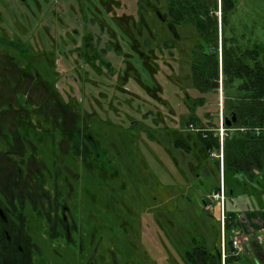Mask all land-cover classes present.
<instances>
[{"label":"rangeland","instance_id":"obj_1","mask_svg":"<svg viewBox=\"0 0 264 264\" xmlns=\"http://www.w3.org/2000/svg\"><path fill=\"white\" fill-rule=\"evenodd\" d=\"M150 1L157 6L143 9L140 15V19L144 21L142 25L148 30L145 32L135 26L136 0H0V20L13 25L10 28L15 37V46H7V43L0 41V102L3 103L2 98L13 96L12 83L28 91L33 116L52 115L56 112L55 105L59 99L81 98L80 107L72 105L73 111L63 107L65 115L75 113L81 118V125L84 127H95L109 134L113 145L105 146L103 159L105 162L119 165L121 157L123 163L131 167L135 181L129 182L127 178L126 181L132 186H137L135 193L138 199L136 202L128 199V202L130 207L138 208L137 214L142 221L140 228L130 226V233L124 237L119 236V233L113 234L114 246L118 248L121 256L120 264H187L185 251L199 246H203L210 253L219 249L222 252L221 208L226 216L235 219L236 223L243 221L242 218L247 219V223L254 229L253 232L247 233L248 242L245 247L249 251L248 258L216 257L217 263L264 264L258 261V249L252 243H264V229L256 227L257 220L264 222V170H254L255 173L252 174L244 169L224 171L219 167L218 177L215 178L209 172L202 171V168H199L198 172L196 169L187 171L185 167L183 174L176 162L187 163L190 160L193 166L198 162L196 152L192 149L187 153L167 145L165 140L160 142L166 135L164 132L167 128H180L176 121L186 117L187 105L197 96L202 97L201 104L196 107L198 116L204 121L202 123L212 122L207 125L214 126L220 119V113L223 115L226 112V105L232 95L227 89L233 91L238 81L235 80L229 86L225 83L226 77L219 71L218 89L214 87L208 92H203L193 87L188 67L191 59L189 50L195 41L202 43L206 52L209 45L185 24L171 31L160 19L164 14L160 0ZM123 13L131 15L134 20L128 18L129 20L124 22L117 18ZM215 16L219 19L218 10ZM120 24L132 38L141 40L142 36H147L151 47L161 46L165 52L158 53L161 70L155 76V81L160 87L154 95L156 98L147 94L141 82L143 80L151 85V76L145 73V70L141 71L142 75L134 70L135 63L140 69L143 66L137 55L132 53L127 41L129 34L124 32ZM8 29L5 27L3 30ZM3 30L0 28V31L4 32ZM85 35L91 37L94 57L84 53V42L87 41ZM222 35L231 38V42L227 39L226 45L235 50L255 46L264 53V0H234V10L229 14L227 25L219 40H222ZM0 37L7 40V34L0 32ZM164 38L173 39L174 43L168 41L169 46H163ZM28 48L31 73L24 78L12 64L14 58L18 57L17 52H20L18 61L19 65H22L25 62L22 54ZM4 51L10 56H6ZM153 57L155 58L152 54L148 56L150 63L154 62ZM167 61H170V64L172 62L171 68ZM99 67L107 75L93 71H101ZM43 81L52 86L56 84L58 88H46L42 84ZM18 97H22L20 93ZM91 108L94 112H91ZM3 114L0 112V115ZM86 116L89 118L84 120ZM158 117L161 123L167 121L170 126L163 128L161 123H155ZM231 135L234 134L230 132ZM131 137L135 138V142ZM166 146H169V152ZM208 157L201 156L200 166L208 164L215 170V158ZM1 158L3 163L7 164L5 159ZM51 169L49 168L50 173ZM194 172L200 174L199 179L194 178ZM106 173H110V170L107 169ZM0 174L5 179L12 175L5 167L0 169ZM81 175L83 182L76 196L80 209L83 207L86 210L87 206H91L84 198L88 189L87 179L93 180L95 177L87 175V178L83 172ZM218 180L224 184V200L222 204L218 201L212 202L211 209L206 210L202 204V196L208 191L212 192L211 189L220 183ZM116 184L118 188H124L120 187L121 180ZM62 185L66 187L65 182ZM47 189H52L51 182H48ZM92 190L98 195L97 188ZM164 190L168 192V197L164 195ZM124 192L125 195L129 193L126 186ZM151 192L155 195L151 196ZM151 205L154 210H151L150 214ZM112 207L113 205L110 209ZM142 208L146 211L143 212ZM82 214L81 220L85 228L89 227V224L92 228L94 223H97L102 229L99 216L94 217L93 214L85 212ZM151 216L158 225L157 229L152 225ZM232 226L227 223L225 229L226 255L227 236ZM102 237L99 236L97 245L101 243ZM47 249L48 252L57 251L60 255L57 259L59 264L74 263L71 250L64 244L54 247L47 241Z\"/></svg>","mask_w":264,"mask_h":264},{"label":"flooded vegetation","instance_id":"obj_2","mask_svg":"<svg viewBox=\"0 0 264 264\" xmlns=\"http://www.w3.org/2000/svg\"><path fill=\"white\" fill-rule=\"evenodd\" d=\"M233 10L234 7L231 12ZM218 11L219 19L215 16L218 21L217 45L213 52L217 53L218 56L219 75V71H221L222 40H219L218 38L223 34L227 22L225 25H222L220 21L219 7ZM216 12L217 11H215V13ZM184 24L187 25L190 30L193 29L188 23H182L179 25L183 26ZM5 27H8L9 29L3 30ZM10 27H13V25H9L5 20H0V28L5 33L2 31L0 32L2 34H7V40L5 37H0V41L4 44L7 43V46L8 44L15 46V37ZM192 31L197 36L196 31L194 29ZM124 32L129 34L126 31ZM223 38L225 37L222 35V39ZM164 39L174 43L173 39ZM194 39L196 40V38ZM226 39H229L230 42L232 41L231 38ZM163 40L162 45L168 47L169 45H167V43L165 44ZM127 41L131 48L132 36L130 34L127 36ZM141 41L142 39L139 40V42ZM196 43L197 41H195L192 48H190L189 53H191ZM24 45L25 43L23 42L22 46L24 47ZM19 47L21 46L19 45ZM154 47H151V54L155 56V58L153 57L154 62L150 63L148 60L149 66H147V64L144 63L143 58L131 48L132 53L137 55L143 66V68L140 69L135 63V65H133L134 70L136 72L138 71L140 75H142L141 71L145 70V73L152 78L151 81L153 83L151 85L145 83L143 80L141 81L150 97H155V93L160 89L159 83L155 81V76L161 70L158 63V53L163 51V48L161 49V46ZM174 48L176 51L175 45ZM26 50L27 51H24L22 54L24 55L23 58L25 62L22 65H19L20 61L18 60L20 59L18 58L20 52L19 54L17 52L16 55H18V57L15 56L16 58H14L12 64L16 71H18L19 75L24 78L31 73V60L30 56L27 55L29 53V48ZM84 53L87 54V51ZM4 54L10 56L5 51ZM90 54L94 57V51L91 47ZM171 59L172 58H169V60ZM167 62H169L168 66L171 68L172 62L171 64L170 61ZM190 63L191 59L188 63L189 74H191ZM99 69L101 68L99 67ZM93 71L106 74L102 69L101 71ZM217 83L218 77L216 79V85L214 86L216 89H218ZM42 84L49 89L58 88L56 84H54L55 86H52L45 81H43ZM231 84H233V82ZM231 84H229V86ZM234 86L235 88L232 87L233 91L227 89L229 90L228 93L232 94L230 96L232 99H236L235 96L239 92L237 90V83ZM18 87L19 86L16 83H12V91L14 92L13 96L2 98L1 101L3 103L0 102V112L5 114L0 115V169L5 167L6 170L12 173L11 176L8 175L7 179L0 174V264H59L57 259L60 255L56 250H49L48 252L47 241H50L54 247H59L60 244L67 246L73 255L74 263L72 264H120L121 256L118 248L114 246L115 239L113 238V234L119 233V236L124 237L130 233V226L137 229L140 228L142 222L137 214L138 208L136 206L133 208L130 207L128 202V199L134 200L135 202L138 199L135 193V188L137 186H132L130 185L131 183L129 184L126 181V178L128 181H135L131 167L128 166L127 163H123L121 157L119 158V165L116 163L111 164L109 161L105 162L103 159L104 151L106 153L105 146L107 145L109 147V145H113L109 134H107L105 130L101 131L95 129V127L92 129L84 127L81 125V118L75 113H73V115H71V113H66L65 115L66 111L63 107L73 111L74 108L72 109V105L74 104L80 107L82 102L81 98L78 100L75 99L76 101L69 98L65 100L59 99L58 103L55 105L56 112L52 113V115L43 114L40 116H33L32 111L30 110L28 91ZM214 87L210 89H213ZM210 89L205 91L208 92ZM197 90L200 91L199 89ZM226 91L225 93H227ZM19 93L22 96L21 98L18 97ZM197 97L201 98L202 101L201 96ZM186 98H188V96H186ZM162 101L164 102L163 99ZM200 104L195 105V114L199 118V124L197 127L193 126L191 123L188 125L185 124V120L190 113L189 107L192 105L191 102H189V105H187L188 113L186 117H183L179 122L176 121L180 128L169 125L170 130H168V128L166 129L164 132L166 135L160 142L165 140L164 142H166L167 145L180 148L188 153L189 151H192V148L186 150L183 147L175 146L174 140L182 139L184 142L191 144L190 140H187L186 135L195 131L210 130L218 139L217 149L211 150L210 153L215 152L221 154V158L218 160L220 169L223 170L224 140L233 136H230V132L231 134H234V132H236L235 130H243V128L227 127L230 124V120L225 118V112L223 115L220 113V119L217 120L214 126L207 125L212 122L202 123L204 121L201 120L196 112V107ZM39 107L41 108V105H39ZM81 108H83V106ZM92 111L94 112L91 108V112ZM42 112L45 113V111ZM88 118L89 117L86 116L84 120H87ZM227 121L229 124L226 123ZM157 122L161 123L159 117L156 119L155 123ZM161 124L163 128L169 127L167 121L166 123ZM220 126H223L226 129L225 132H219ZM263 129L264 123L261 127H255L254 132L259 133V131H262ZM170 133L173 135L171 136ZM100 135L102 137H100ZM149 136H151V134ZM151 138H153V136ZM131 139L135 142V138L131 137ZM165 148H168V152L170 151L169 146H166ZM193 150L196 152L195 155L198 162L194 163V167L191 165L190 160L187 163H185V161L181 163L176 162L178 169L184 174L186 169L187 171L190 169V171L196 169L199 172V168H202V171L205 173L209 172L210 174L211 170L209 171L208 164L206 166H200L201 156H208L204 154L201 148H194ZM1 157L5 159L7 164L3 163ZM49 168H52L51 173L49 172ZM107 169L110 170V173H106ZM254 170L260 169L252 168L250 171H246L254 174ZM82 172L85 173L86 176L95 177V179L89 180L87 176L88 189L86 190V196L84 198L88 200L87 203H91V206H87L88 208L86 210L83 207L80 209L77 203L78 196H76L79 186L82 185L81 183L83 182L81 180ZM198 172H194V178L196 177L199 179L200 174H198ZM123 177L125 180L122 179ZM119 180H121L120 187L124 186L125 188L126 186V189H129L128 194L125 195L124 188L120 189L117 187L116 183H118ZM48 182H51L52 189H47ZM63 182H65L66 187L62 185ZM218 182H220L218 184L219 188L222 181L218 180ZM4 183H7V185ZM59 183L60 185H58ZM64 188L66 189V192H64ZM92 188H97L98 195L94 194ZM111 188L113 191L118 192V194H115ZM164 192V195L168 197V192L166 190H164ZM223 193L225 194L224 187ZM153 195H155V193L151 192V196ZM206 196V194L202 196L204 209L206 205ZM112 205L113 207L110 209ZM150 207L149 213L151 210H154L153 205ZM142 211L145 212L146 210L142 208ZM84 212L87 214H93L94 217H96V215L97 217L99 216L98 219L101 218L102 220V222H99L100 225H102V229L98 227L97 223H94L92 228L90 227V224L89 227L85 228L84 223L81 220L82 213ZM228 219L231 225L245 235L253 232L254 227L247 223V219L244 220L242 218L243 221H239L238 223H236L235 219H232L231 217H228ZM151 220L153 227L155 226L157 229L158 225L155 223L152 216ZM260 221L257 220L256 227L264 229V227H262L264 226V222ZM238 224L240 227H238ZM123 225L125 227H123ZM157 232L158 230L156 233ZM99 236L103 237L101 243L97 245L96 243L99 240ZM156 236H158V233ZM255 238L257 237L255 236ZM247 242L248 238L244 244L243 254L234 256L233 258L249 257V251L246 250ZM259 242L260 241H252L258 249V261L264 262V243L260 244ZM228 249L229 247H227V250ZM220 257L222 258L221 255ZM185 259L187 262L186 255Z\"/></svg>","mask_w":264,"mask_h":264},{"label":"trees","instance_id":"obj_3","mask_svg":"<svg viewBox=\"0 0 264 264\" xmlns=\"http://www.w3.org/2000/svg\"><path fill=\"white\" fill-rule=\"evenodd\" d=\"M160 6L164 11V21L171 31L182 23L190 24L196 31L197 36L209 45L205 52L203 45L197 42L191 51L190 76L194 87L205 91L216 85L218 77V56L213 52L217 45L218 21L215 11L220 8V21L225 25L229 13L234 7V0H160ZM157 5L150 0H136L137 18L134 20L129 14H122L117 18L129 20L133 18L135 26L143 31H148L142 25L140 19L143 9L155 8ZM122 27V25L120 24ZM124 27V26H123ZM122 27V29H123ZM128 32L127 30L123 29ZM142 35V31L140 33ZM85 48L90 54L91 41L89 35H85ZM167 43V39L163 40ZM227 39H222L221 71L226 77L225 83L231 84L237 80L238 94L236 99L230 97L226 105L225 118L230 120L227 127L243 128L237 129L234 135L224 140V161L223 170L264 168V129L259 133L254 132L255 127H261L264 123V53L258 47H250L235 50L232 46L226 45ZM229 43V42H228ZM131 48L138 53L149 66L148 56L152 52L149 37H143L142 41L132 38ZM91 55V54H90ZM201 103V98L195 97L191 100L190 113L185 124L191 123L198 126L199 118L195 114V105ZM201 127V126H200ZM207 127V126H206ZM210 127V126H209ZM205 134V135H204ZM191 144L182 139L174 140L175 146L188 148H201L208 158L210 151L218 147V139L210 130L195 131L186 135ZM215 170H209L210 174L218 176L219 160L214 159ZM218 190V185L211 189ZM187 264H218L216 257H220V249L210 253L203 246L195 247L185 252ZM228 249L225 259L232 258ZM221 258V257H220Z\"/></svg>","mask_w":264,"mask_h":264},{"label":"built area","instance_id":"obj_4","mask_svg":"<svg viewBox=\"0 0 264 264\" xmlns=\"http://www.w3.org/2000/svg\"><path fill=\"white\" fill-rule=\"evenodd\" d=\"M225 128L223 126H220L219 132L223 133L225 132ZM257 130V129H256ZM210 157L215 159H220L221 154L211 152ZM224 199V193H223V185L220 184L218 190L210 192L206 196V205L205 209L210 210L212 202H220L222 204ZM227 223L229 222L228 217L224 213L223 208H221V237H222V246H221V256L224 258L226 256L225 254V229H227ZM227 245L229 247L230 254L233 256H237L240 254H243L244 252V244L247 241V235H245L243 232L238 230L236 227H230L229 229V236H227Z\"/></svg>","mask_w":264,"mask_h":264},{"label":"crops","instance_id":"obj_5","mask_svg":"<svg viewBox=\"0 0 264 264\" xmlns=\"http://www.w3.org/2000/svg\"><path fill=\"white\" fill-rule=\"evenodd\" d=\"M209 170H212V167L209 165ZM210 193V191H208V193L206 195H208Z\"/></svg>","mask_w":264,"mask_h":264},{"label":"water","instance_id":"obj_6","mask_svg":"<svg viewBox=\"0 0 264 264\" xmlns=\"http://www.w3.org/2000/svg\"><path fill=\"white\" fill-rule=\"evenodd\" d=\"M226 123H227V124H229V122H228V121H227Z\"/></svg>","mask_w":264,"mask_h":264}]
</instances>
